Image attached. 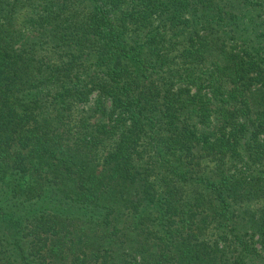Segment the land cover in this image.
<instances>
[{
	"label": "trees",
	"instance_id": "1",
	"mask_svg": "<svg viewBox=\"0 0 264 264\" xmlns=\"http://www.w3.org/2000/svg\"><path fill=\"white\" fill-rule=\"evenodd\" d=\"M0 264H264V0H0Z\"/></svg>",
	"mask_w": 264,
	"mask_h": 264
}]
</instances>
